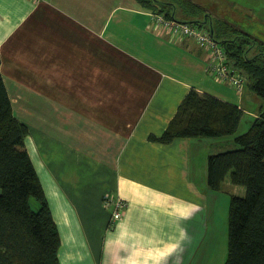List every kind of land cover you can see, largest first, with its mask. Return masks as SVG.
I'll use <instances>...</instances> for the list:
<instances>
[{
	"label": "crops",
	"instance_id": "obj_1",
	"mask_svg": "<svg viewBox=\"0 0 264 264\" xmlns=\"http://www.w3.org/2000/svg\"><path fill=\"white\" fill-rule=\"evenodd\" d=\"M156 1L0 0V71L13 116L28 128L25 146L59 233V264L226 260L228 229L219 235L207 158L237 149L236 134L260 117L264 100L230 58L245 78L242 91L216 79L206 50L190 38L156 29V8L195 20ZM190 1L217 12L223 2L228 16L264 25V0ZM190 91L241 109L235 134L218 137L230 145L149 140L162 136ZM222 188L230 199L246 194L230 172ZM106 195L127 204L112 228Z\"/></svg>",
	"mask_w": 264,
	"mask_h": 264
},
{
	"label": "trees",
	"instance_id": "obj_2",
	"mask_svg": "<svg viewBox=\"0 0 264 264\" xmlns=\"http://www.w3.org/2000/svg\"><path fill=\"white\" fill-rule=\"evenodd\" d=\"M177 3L189 16L204 11L190 0ZM154 11L175 19L165 15L162 8ZM209 29L264 100V43L226 21H217ZM256 47L257 52L249 57ZM241 116V109L234 105L190 91L162 136H150L149 140L169 144L175 138L233 136ZM27 135V126L13 116L0 71V264H59V233L25 146ZM234 142L237 149L207 158L210 190L219 191L229 172L231 183L246 190L244 198L230 199L224 264H264V110ZM31 199L35 209L30 206Z\"/></svg>",
	"mask_w": 264,
	"mask_h": 264
},
{
	"label": "built area",
	"instance_id": "obj_3",
	"mask_svg": "<svg viewBox=\"0 0 264 264\" xmlns=\"http://www.w3.org/2000/svg\"><path fill=\"white\" fill-rule=\"evenodd\" d=\"M43 1L44 0H35ZM152 20L156 29L172 36L190 38L199 47L206 50L207 69L222 83H228L237 91H242L245 78L236 68L231 66L227 51L215 40L212 30L200 23L180 22L173 18H166L163 14H152ZM205 28V29H204ZM105 207L110 210L109 228H112L122 216L127 207L125 201L112 195H106L103 199ZM110 208V209H109Z\"/></svg>",
	"mask_w": 264,
	"mask_h": 264
},
{
	"label": "rangeland",
	"instance_id": "obj_4",
	"mask_svg": "<svg viewBox=\"0 0 264 264\" xmlns=\"http://www.w3.org/2000/svg\"><path fill=\"white\" fill-rule=\"evenodd\" d=\"M163 2H167V3H174L178 5L177 1L178 0H162ZM157 3H161V2H157ZM157 3H153L151 1V3H148L146 1H144L143 5H145V7H152L157 5ZM222 6L220 7L219 12L215 11V10H211L208 8L203 9V13H199L198 16L196 17H191L189 16V19H195V20H205V18L208 19V21H210L213 25L216 24L217 21H226L231 23L232 25L235 26L236 30H242L248 34H251L252 36H254L255 38H264V25H262V21H255V20H250V19H242L241 15L238 14H232V16H228L226 12H223V8L225 6V3L221 2ZM161 5V4H160ZM162 6V5H161ZM178 9L176 12V17L180 18V12L179 9L182 11L181 7L178 5ZM242 11V10H241ZM223 12V13H222ZM219 13H222V16L226 19H222L221 16L219 15ZM206 27H209L210 24L208 22ZM205 29V28H204ZM258 48L256 47L255 49L252 50V52L249 54V57H252L256 52H257ZM250 121L253 120V118H249ZM249 122V121H248ZM247 131V130H245ZM243 128H240L239 132H242V134L245 132ZM241 135V134H236V136ZM208 140H211L212 142H220L219 145H224L225 143H228V145L231 144V138H210ZM214 140V141H213ZM233 143L236 145V147L238 148L237 144L233 141ZM233 146H229V148H223L220 151H225L226 149H232ZM213 151V150H211ZM215 152V151H213ZM197 187L202 188L201 185H198ZM223 190L224 193H226L225 189H220ZM213 191L212 195L210 196V198L215 199V207H217V209L215 210V219L217 221V225L219 227L218 232L219 235L222 234L223 232L226 231L227 229V225H228V212H229V207L228 204L230 205V197H227V195H224V193H222L221 191ZM199 192V190L197 191ZM104 204V202H103ZM30 206L35 209L36 208V203L34 199L30 200ZM110 209V208H109ZM110 211V210H109Z\"/></svg>",
	"mask_w": 264,
	"mask_h": 264
},
{
	"label": "clouds",
	"instance_id": "obj_5",
	"mask_svg": "<svg viewBox=\"0 0 264 264\" xmlns=\"http://www.w3.org/2000/svg\"><path fill=\"white\" fill-rule=\"evenodd\" d=\"M191 23V22H190Z\"/></svg>",
	"mask_w": 264,
	"mask_h": 264
}]
</instances>
